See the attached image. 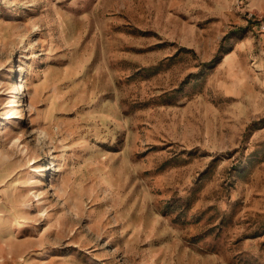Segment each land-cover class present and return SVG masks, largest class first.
<instances>
[{
	"label": "rangeland",
	"instance_id": "obj_1",
	"mask_svg": "<svg viewBox=\"0 0 264 264\" xmlns=\"http://www.w3.org/2000/svg\"><path fill=\"white\" fill-rule=\"evenodd\" d=\"M0 264H264V0H0Z\"/></svg>",
	"mask_w": 264,
	"mask_h": 264
}]
</instances>
